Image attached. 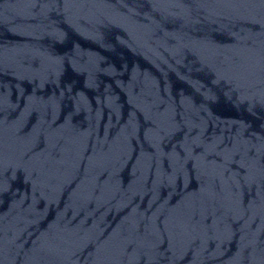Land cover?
<instances>
[{
	"label": "water",
	"instance_id": "water-1",
	"mask_svg": "<svg viewBox=\"0 0 264 264\" xmlns=\"http://www.w3.org/2000/svg\"><path fill=\"white\" fill-rule=\"evenodd\" d=\"M0 264H264V0H0Z\"/></svg>",
	"mask_w": 264,
	"mask_h": 264
}]
</instances>
